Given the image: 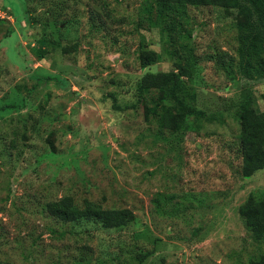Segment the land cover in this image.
Returning a JSON list of instances; mask_svg holds the SVG:
<instances>
[{"label":"rangeland","instance_id":"obj_1","mask_svg":"<svg viewBox=\"0 0 264 264\" xmlns=\"http://www.w3.org/2000/svg\"><path fill=\"white\" fill-rule=\"evenodd\" d=\"M145 6L0 0V264H251L264 252V169L243 178L238 153L243 104L264 112L262 68L239 56L243 16L189 10L191 129L160 132L146 113L160 94L139 97L138 84L177 69L168 26L152 28ZM145 49L160 59L143 69ZM158 193L173 198L165 216ZM64 198L134 221L63 223L51 206Z\"/></svg>","mask_w":264,"mask_h":264},{"label":"trees","instance_id":"obj_2","mask_svg":"<svg viewBox=\"0 0 264 264\" xmlns=\"http://www.w3.org/2000/svg\"><path fill=\"white\" fill-rule=\"evenodd\" d=\"M214 7L231 11H238L244 20L237 22L241 33L239 37V56L241 61L248 66L253 63L260 67V75H264V0H146L144 13L152 28L164 24L167 28V41L172 46L168 52L174 61L176 71L168 73H146L138 84L139 97L160 94L156 102L147 110V116L157 118L160 132L169 130L171 133L187 132L191 125L187 124L188 114L195 111V95L184 82L183 77L194 80L197 73L196 49L190 45L192 39V18L189 13L191 8L200 9ZM256 17V18H255ZM258 29L261 30L258 32ZM159 54L151 50L138 51V61L141 68L146 69L159 61ZM121 109L119 106H115ZM240 134L238 140V153L242 159L243 178L264 169V112H258L247 100L243 104ZM173 198L163 193H158L153 199L154 210L159 215H167L168 206ZM177 206V205H176ZM55 217L63 223L74 221L100 220L107 228H122L134 221V214L127 209H103L91 205L86 209H79L70 198H64L59 205L51 206ZM178 209V207H177ZM144 254L141 261L148 258ZM251 264H264V252L257 262Z\"/></svg>","mask_w":264,"mask_h":264}]
</instances>
